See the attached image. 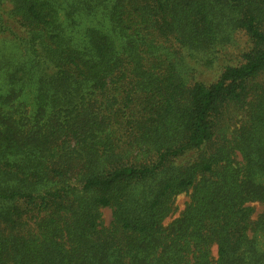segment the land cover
<instances>
[{"label":"trees","instance_id":"16d2710c","mask_svg":"<svg viewBox=\"0 0 264 264\" xmlns=\"http://www.w3.org/2000/svg\"><path fill=\"white\" fill-rule=\"evenodd\" d=\"M56 2L0 0V264H264V0Z\"/></svg>","mask_w":264,"mask_h":264},{"label":"rangeland","instance_id":"374dc122","mask_svg":"<svg viewBox=\"0 0 264 264\" xmlns=\"http://www.w3.org/2000/svg\"><path fill=\"white\" fill-rule=\"evenodd\" d=\"M74 0H57V2L55 3V6L58 8V13L60 16V20L61 22L66 26L67 20H66V6L68 4H71ZM11 7V0H3V5L1 6V10L3 8V10L9 11ZM101 22L103 23L104 20L102 19V17H100ZM93 22L89 19V18H82L79 20V23L77 25V30L78 31L75 34V37L77 38V40H81L82 38H84V36H82L83 32H85L86 29L93 27ZM4 39L0 40V53L7 49V47L9 46V43H4L3 41ZM190 65L193 67V71H195L197 74L199 73L200 75H204L202 77H198V79H202L203 78H207L206 76H208V79H213L215 78V72L214 70H208L206 69L207 67H203L198 65V64H193L190 63ZM206 75V76H205ZM209 79V81H210ZM1 80V79H0ZM2 85L1 81H0V86ZM31 94V92H29ZM2 94H4V92H2L0 90V96H3ZM28 96H26L25 98H27ZM31 100V95H29V98H27V100H25V103L28 104L29 101ZM23 103V104H25ZM28 110V109H27ZM32 110V108H31ZM4 111V110H3ZM189 197L187 194H181L179 196H177L176 200H175V208L176 211L174 213V215H172L171 217H169L166 221L165 224L171 222L173 219L177 218L179 216V214L184 210V207L186 205V203L188 202ZM251 206L254 208V215H253V220H255L258 216V214H260L264 208V206L260 203H253L251 204ZM111 221V211L108 209H104L102 210V222L103 225L105 227L109 226V223ZM260 245L261 248H264V240H260ZM212 254L214 256H216V248L213 247L212 248Z\"/></svg>","mask_w":264,"mask_h":264}]
</instances>
